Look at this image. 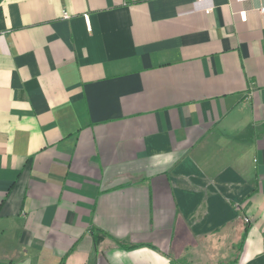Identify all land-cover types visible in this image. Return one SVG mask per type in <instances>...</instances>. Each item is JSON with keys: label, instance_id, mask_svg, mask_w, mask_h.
Masks as SVG:
<instances>
[{"label": "crops", "instance_id": "0c3cea01", "mask_svg": "<svg viewBox=\"0 0 264 264\" xmlns=\"http://www.w3.org/2000/svg\"><path fill=\"white\" fill-rule=\"evenodd\" d=\"M261 9L0 0V264H264Z\"/></svg>", "mask_w": 264, "mask_h": 264}, {"label": "trees", "instance_id": "16d2710c", "mask_svg": "<svg viewBox=\"0 0 264 264\" xmlns=\"http://www.w3.org/2000/svg\"><path fill=\"white\" fill-rule=\"evenodd\" d=\"M247 232V226L245 227L244 229V233L246 234ZM244 234V235H245ZM241 244V243H240ZM120 248L123 249V250H133V249H136V248H140V247H143V246H148V245H143V244H134V245H130V244H126V243H120L119 244ZM150 248H152L151 246H148ZM241 248V246H240ZM240 249H239V246L236 248L235 250V255H236V252H238ZM171 260L175 263V264H193L192 262H190V260H188L187 256H184V257H179V258H171ZM228 262V261H227ZM212 264H221V262L218 260V261H213ZM231 264H237V259H236V256H235V259L232 261Z\"/></svg>", "mask_w": 264, "mask_h": 264}, {"label": "built area", "instance_id": "2783aa9c", "mask_svg": "<svg viewBox=\"0 0 264 264\" xmlns=\"http://www.w3.org/2000/svg\"><path fill=\"white\" fill-rule=\"evenodd\" d=\"M196 1L199 2V3H201V2H203V1H205V0H196ZM260 13H261L262 15H264V9H261ZM63 18H64V19H67V18H68V15H67L66 13H64V14H63ZM239 19H240V21H242V22H245V21H246V15H245L244 12H240V13H239ZM84 23H85L87 26L89 25V19L87 18V16L84 17Z\"/></svg>", "mask_w": 264, "mask_h": 264}, {"label": "rangeland", "instance_id": "374dc122", "mask_svg": "<svg viewBox=\"0 0 264 264\" xmlns=\"http://www.w3.org/2000/svg\"><path fill=\"white\" fill-rule=\"evenodd\" d=\"M230 240V239H229ZM228 240V241H229ZM230 242V241H229ZM232 249H230L229 250V260H228V262H226L225 260H224V255L222 256V261H220L221 262V264H231L232 263V261L235 259V250H236V248H237V246H232L231 247ZM232 250H234L233 252L234 253H232ZM215 262V261H214Z\"/></svg>", "mask_w": 264, "mask_h": 264}]
</instances>
